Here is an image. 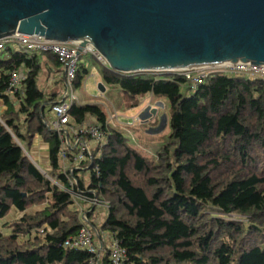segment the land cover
<instances>
[{
    "label": "trees",
    "instance_id": "obj_1",
    "mask_svg": "<svg viewBox=\"0 0 264 264\" xmlns=\"http://www.w3.org/2000/svg\"><path fill=\"white\" fill-rule=\"evenodd\" d=\"M40 56L61 67L48 53L0 51V98L7 107L0 114V221L12 208L39 207L3 224L0 264H90L86 251L64 247L82 219L78 202L52 182L70 188L60 173V141L44 122L56 94L39 88ZM13 70H24L26 79L11 101L4 93ZM87 74L82 62L74 86ZM100 75L104 86L128 98L127 106L146 98L151 105L166 102L169 132L160 142L141 136L129 143L125 128L104 127L100 104L71 106L77 125L93 118L107 129L106 145L73 174L74 190L107 203L96 230L117 241L129 264H264V79L218 74L192 88L176 74L121 75L103 66ZM36 136L48 144L47 178L27 157ZM232 215L244 221L226 218Z\"/></svg>",
    "mask_w": 264,
    "mask_h": 264
},
{
    "label": "water",
    "instance_id": "obj_2",
    "mask_svg": "<svg viewBox=\"0 0 264 264\" xmlns=\"http://www.w3.org/2000/svg\"><path fill=\"white\" fill-rule=\"evenodd\" d=\"M16 33L91 47L121 75L264 65V0H0V39Z\"/></svg>",
    "mask_w": 264,
    "mask_h": 264
},
{
    "label": "built area",
    "instance_id": "obj_3",
    "mask_svg": "<svg viewBox=\"0 0 264 264\" xmlns=\"http://www.w3.org/2000/svg\"><path fill=\"white\" fill-rule=\"evenodd\" d=\"M7 47L22 49L26 54H51L57 59L63 71V100L52 105L50 112L53 119L46 123V125L57 134L60 141L59 159L62 163L60 165V173L67 178L70 188L66 189L55 181L52 180V182L58 188L68 192L75 202H87L86 207H82L77 203L82 225L75 236L68 238L64 242V247L86 251L93 256L90 264H101L103 257H106L108 264H129L126 252L119 246L117 241L108 233L97 231L87 219L90 207L106 209L107 203L98 201L95 198L87 199L79 189L74 190V187L77 186V179L73 177V174L78 172L77 176H79L81 171H85L84 164L88 161L91 162L93 151L101 150L106 145L107 129L104 127L108 126L109 121H116L124 127H133L140 125V118H133L127 122V125H124L120 123L118 112L115 109H110L107 111L108 119L104 127L97 123L80 126L71 119L69 115L70 108L75 102H79L78 97L74 94V83L78 67L82 63L80 56L82 54H90L106 67L102 57L91 47H86V49L78 54V46L75 44L55 43L45 40L39 35L28 36L17 33L0 39V51H4ZM175 74L184 77L192 88H196L204 84L209 77L218 74L241 76L249 79H264V65L241 62L234 64L223 63L217 66L182 70ZM25 79V75H20L15 70L11 71L4 94L12 99L19 92ZM39 233L43 234V230H40Z\"/></svg>",
    "mask_w": 264,
    "mask_h": 264
},
{
    "label": "rangeland",
    "instance_id": "obj_4",
    "mask_svg": "<svg viewBox=\"0 0 264 264\" xmlns=\"http://www.w3.org/2000/svg\"><path fill=\"white\" fill-rule=\"evenodd\" d=\"M80 59L82 60L83 65L85 66V69L88 71V74L87 76L83 78V82L80 87H74V94L76 97H78L79 102L80 100L86 101L87 103L91 101V103H98L102 105L103 107L105 106V103H106L107 105L112 106L111 109L117 108L116 111H118L119 116H121L120 123L124 125H127V122L131 121L133 118H140L139 114L143 112L142 106L140 105L142 104L143 100L140 101L139 108H132L130 106H127L126 104H127L128 98L123 97L121 94H119L118 90L113 89L111 87L108 88L106 92L101 96L100 93L98 92V85L102 83L100 73L103 68V65L100 62H98L90 54H82L80 56ZM145 101L150 102L151 99L146 98ZM79 102H75V104L79 105L80 104ZM157 105L158 104H154L153 105L154 108L150 109V112L149 111H147L146 113L144 112L142 123H145L146 121H149L150 119L151 121H149V123H146L143 128H141L140 125H138L137 127H124V126L119 125L116 121H109L108 125L110 127H118L119 129L125 128V131H122V132L126 140L129 143H133L132 140H135V139H137L135 140L136 143H139V141H142V137H146L145 140H147L148 138L150 142L152 140L153 141L158 140V142H160L161 139L169 132L168 124H167V117H166L168 114V107L166 105V102L165 103L162 102L161 106L159 105L157 106ZM154 110L156 113H154L153 115ZM164 117H166V121H163ZM107 119H108V116H107ZM156 146L158 145H155V147ZM27 157L29 158L31 162L35 163L34 155L27 153ZM42 171L46 174H49L50 172L47 169H42ZM44 176L45 178H47L46 175ZM83 178H84V184L87 186L88 182L90 181V175L86 173L84 174ZM78 205L82 207H86L85 203H80V204L78 203ZM35 208H39V207H35ZM93 215L96 218H100L101 221H104L106 217L105 211L104 210L100 211L99 208L95 209V211L93 212ZM226 218L232 222L244 221L243 218H238L233 215L228 216Z\"/></svg>",
    "mask_w": 264,
    "mask_h": 264
},
{
    "label": "crops",
    "instance_id": "obj_5",
    "mask_svg": "<svg viewBox=\"0 0 264 264\" xmlns=\"http://www.w3.org/2000/svg\"><path fill=\"white\" fill-rule=\"evenodd\" d=\"M39 61H40V64H41V70H40V74H39V77H38L39 88L43 91L44 94H49V93H55L56 94L55 95L56 101L52 102V103H49L47 105V107L45 108L44 112H43L44 122L48 123V122H50L53 119V116H52V114L50 112L51 106L53 105V103L56 104V102L59 103V102H61L63 100V93H64L63 71H62L61 67H59V66L56 67L53 64L51 58H48V56H40L39 57ZM18 73L20 75H25V71L24 70H20ZM101 82H102V80H101ZM105 88H106V90L108 89L106 86H105ZM22 90H23V85L19 89V93H21ZM100 95L102 96L103 94H100ZM10 100L12 101L14 99L12 98ZM88 103L89 104H97V103H91V101L88 102ZM88 103L86 101H81L80 100V104H82V105H85V104H88ZM157 104L159 106H161L160 103H157ZM140 106H142V111H143L141 114H139L140 120H142L141 121V123H142L143 122V114H144V112L145 113L147 111L150 112V109H153L154 106L151 105L150 102L145 101V99L142 101V104ZM140 106H138L137 108H139ZM106 107H107V109H106ZM104 108H105V112L107 113V111L110 110L112 108V106H109V105H107L105 103ZM6 110H7V107L5 106V103H4L3 99L0 98V114L4 113ZM153 115H154V113H153ZM120 118H121V116H120ZM145 118H147V117H145ZM164 118H166V117H164ZM149 121H151V119ZM94 123H95V120L93 118H88L80 126H87V125L94 124ZM29 153L34 155L35 163L41 170L42 169H47L48 171H50L48 144L45 143L44 140L40 136H36L34 138L33 143H32V147H31ZM61 164L62 163L60 162V165ZM90 209L92 210L93 208L90 207ZM95 209H94V211H95ZM99 209H100V211L104 210L105 214H106V209L105 208H99ZM38 210H39V208H35L34 207L31 210H29V211H26L24 213H20L17 210H15L14 208H12L11 211L8 213V215L2 221H0V230L4 231V229H5L3 227L4 223L15 221L17 219H20L24 214L35 213ZM93 212H92V216L90 217L89 222H91L93 224L92 225L90 223L95 229H97V230L99 229L100 230V228L102 227V224L104 223V221H101L100 218H96L93 215ZM95 239H97V238H95Z\"/></svg>",
    "mask_w": 264,
    "mask_h": 264
}]
</instances>
